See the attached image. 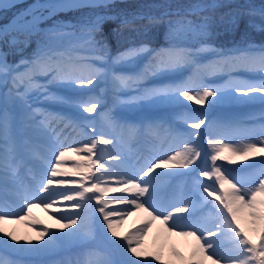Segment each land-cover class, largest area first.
Returning a JSON list of instances; mask_svg holds the SVG:
<instances>
[{
	"label": "snow or ice",
	"instance_id": "6c2138e0",
	"mask_svg": "<svg viewBox=\"0 0 264 264\" xmlns=\"http://www.w3.org/2000/svg\"><path fill=\"white\" fill-rule=\"evenodd\" d=\"M113 4L114 0H37L14 14L10 23L0 28V42L10 48L27 47L32 36L40 37L31 57L15 63H10L7 53L0 49V245L16 252L36 254L52 253L73 244L81 245V250L74 256L59 260L56 264H152V260L164 264L159 252L142 250L144 237L156 223L164 233L192 238L194 244L187 264H205V261H211V264H264V126L258 131L251 130L245 142L239 145L213 139L209 134L211 167L202 169L196 163L202 155L200 144L191 139L200 133H189V139L182 141V150H171V155L153 156L138 169L129 167L119 170L118 166L124 165L125 161L119 152L107 153L106 162L104 155L95 151L100 144L115 146L119 142L117 137L103 138L93 131L94 138L82 141L80 147L64 144L60 146L63 150H60L52 144L50 152H30L31 166L21 176L26 162L19 150L18 129H35L44 135H48L51 129L55 134L53 124L65 123L68 119L61 112L34 108L29 103L33 92L59 104L75 103L89 114L94 113L100 105V97L88 95L73 99L51 93L50 86L87 88L105 82L117 92L139 87L148 76L187 67L191 73L186 79L147 89L143 93L145 98L179 104L183 97L196 105H205L217 103L227 95L232 99L243 96L264 102V44L257 46L248 42L223 50L208 42L216 23L215 10L227 6L221 0H196L183 13L165 11L160 16L114 14L110 11ZM14 6L11 0L0 3V9ZM82 8L93 11L76 23L54 22L46 30L39 28L53 15ZM243 17L249 18V27L264 32V4L259 7H237L222 14L219 20L227 27L236 28ZM110 20H119L118 26L113 29L117 35L125 28L135 30L137 20H147L149 25L164 24L166 43L152 47L146 42H132L112 56L103 34L104 24ZM202 53H211L215 59L203 64L198 59ZM142 57H148V61L140 71H117L118 67L133 64ZM235 67L260 73L261 78L258 82L230 80L227 91L205 83L207 76ZM253 93L261 95L256 97ZM189 121L193 129L207 126L201 116L188 115L184 123L189 124ZM65 126L71 127L73 124L68 122ZM111 126L114 131L131 130V126L114 119ZM85 127L94 126L89 122ZM72 153L77 154L76 159L71 162V167H66L67 157ZM257 157L261 159L257 160ZM218 160L229 164L241 162L240 170L245 175L233 176L232 170L217 164ZM245 161L250 163H242ZM33 168H38L43 175H37ZM170 168L188 170L176 175H190L199 171V176L211 181H194L201 211L206 210L210 217L207 226L182 223L190 221L193 216L192 201L183 192L180 195L184 198L168 207H161L155 201L153 181L160 176L173 175L157 170ZM68 177L79 179H66ZM6 192L24 202L21 209L23 215L7 210ZM93 200L95 206L92 205ZM65 201L73 202L70 207L79 209V212L54 216L59 224L58 232L44 227L38 231L36 242L28 240L22 244L20 241L23 238L2 226L10 219L17 222L25 219L35 207L42 206L48 211L54 204ZM93 207L102 216L107 233L126 242L117 244L116 240H107L108 244L121 250V260H114L108 250L95 245L93 231L85 229V222L89 218L86 212ZM134 212H143L145 218L121 236L118 227ZM184 213L188 215H181ZM177 228L179 231H176ZM189 228L191 230H186ZM9 240L15 243H9ZM41 240L43 243H39ZM0 264L11 262L0 261Z\"/></svg>",
	"mask_w": 264,
	"mask_h": 264
},
{
	"label": "rangeland",
	"instance_id": "374dc122",
	"mask_svg": "<svg viewBox=\"0 0 264 264\" xmlns=\"http://www.w3.org/2000/svg\"><path fill=\"white\" fill-rule=\"evenodd\" d=\"M37 0H11V3H14L15 6L14 7H9L7 9H0V19L5 18L6 16L9 17V20L13 18V15L28 8L30 5H32V3L36 2ZM230 1H235V4H232V8L235 7H247V6H254L253 3H250L248 0H228V2ZM257 1V0H255ZM9 0H0V3H8ZM196 2V0H185V2H182L183 5L179 8V10H185L187 9L188 6H190L192 3ZM254 2V1H252ZM234 8V9H235ZM135 10H139L142 11V8H133L131 7V5H125L124 6H113L110 11L114 14H128V15H132L133 11ZM72 12L75 11L74 13L77 14V16H75L76 18L78 17H84L87 14H89L90 12H92V9H88V8H82V9H78V10H66L65 12ZM230 10L228 9L227 12H229ZM181 13H183L184 11H180ZM59 14H56L55 16H57ZM220 16H218L217 18H215L216 23L213 26H219L223 25L224 29L223 32L224 33H229V35H235V37H231L228 38V41H226L224 39V35H217V34H212L210 40L208 41L210 44H212L214 47L218 48V49H223V50H229V49H233L237 46H243L244 44L251 42L257 46L264 44V32L258 31L254 28H251L248 26L247 21H248V17H243L240 22H239V26L236 28H230L225 26L224 24L220 23L219 20ZM67 19V20H66ZM47 20V19H46ZM119 21V20H118ZM48 21H45V23ZM52 22H60V23H76L75 20H73L72 18H70V16L64 18V17H55V19H52ZM257 22H259V20L257 19ZM146 23V22H145ZM145 23H141L140 25L136 24V26L138 28H143L145 26ZM52 24H48V26H44V27H39L42 30H46L47 28H49ZM162 33V32H161ZM159 33V34H161ZM215 33V31H214ZM123 33H120L118 35L122 36ZM37 39H39L38 41H36V43L32 42L31 39V43L29 44V48L24 47V46H17V47H9L8 45L5 46V49H3L4 52L7 53V59L10 63H15L20 61L22 58H27V57H31L32 53L34 52V50L37 47V44L40 42V37L38 35ZM142 36H139L138 41L135 42L134 40H124V42H127V45H123L121 48L120 46L117 47V49L115 50L116 52L123 50L124 48H127L129 46L130 43L134 42V43H138L140 44L141 42H146L148 43V40L150 38H146L141 40ZM220 37V38H219ZM156 40L154 38H152L154 41H162V43H166V28L165 31L159 35L155 37ZM219 38V39H218ZM214 39H218L217 42L214 41ZM226 41V42H225ZM0 44H4L3 42H0ZM6 44V43H5ZM155 47H160V46H155ZM19 49V50H18ZM11 51H14L13 53H11ZM113 51H111L112 53ZM12 55V57H11ZM116 55V53L114 52V56ZM215 58L211 53H202L201 56L199 57V61L202 63L203 61H205L206 59L209 58ZM140 61V60H139ZM136 65L138 66L139 62H135ZM129 64V65H124V66H120L118 68H121V71L124 73H127V71L131 70L133 68V65L135 64ZM252 73L251 71L243 68V67H235L232 68L230 70H226L225 74L222 72V75H227L229 73H232L233 75L239 76V77H243L244 73ZM219 74L215 73L214 75H209L207 77H218ZM103 84V88L101 89L103 91V93L98 92V95L96 94V97H100V105L98 106V108L95 110L94 113L89 114L90 116V120L89 122H91V124L94 126L93 128H89V136L88 138H81V139H75L73 134H69L67 131H62L61 127L59 126H52L55 128V134H52L51 129H49V134L48 135H44L41 132L35 130V129H24L23 127H20L18 129V140H26L28 141V138L34 140L36 139L35 137L38 136L40 139V142H38V144H36L35 146L38 147L39 151H47L50 152L51 150V145L55 144L58 148H60V150H63L62 147H60L61 145L64 144H72L74 147L75 146H80L81 142L84 140L89 139L90 137H92V133L93 131L97 134L102 136L103 138H110L111 136L115 135V133L111 130V128L107 127L109 129L108 133L105 132V130L102 128L103 123H104V110H101V108H105L107 107V111H108V115L112 118V119H116V120H120L122 118H124V115H132L135 117L136 115L139 116L138 114H142L143 115V119L142 121H145V118L150 117L152 121L153 125L155 127L152 128H156L152 131H159L161 133L163 132H171L170 134V141L173 138V134H177V138L175 140V142L171 143L167 142L164 145L163 144H158V146H156V150L157 149H161V154L159 155H171L172 151L171 150H182V148L184 147V145L182 144V141L188 140L189 139V133H200L199 136H192L191 139L196 140L199 144H200V149L202 152L201 157L197 160V165L199 166L200 169L204 168V167H211V160H210V156L208 155V153L211 151L208 147V139H209V134L212 133L211 131V126H212V120L215 119V115H213L212 110L216 109V108H227V107H236V106H244V105H253V107H260V112H264V106H262L264 104V102H256V99H252L249 100L243 96H238L235 99H228V97H224L221 101L214 103V104H208L206 103L205 105H196L195 103L191 104L188 106V108L182 106L183 103L187 104V100H182L180 101V106L179 107H184L187 111H190L191 116L194 115V117L196 116H201L206 120V125L207 126H201L200 129H193L191 128V130L189 131H183L180 130L178 128V124H177V118L178 116L173 115V111L174 109H177L176 105H171V103L173 102H167L164 101V103L166 104H162V103H154L151 102L147 99H145V97H138L136 95L129 96L128 100L130 103H133L134 107H129V105H126L125 103H120V101H122V99H120L118 96H114L110 93V91H112V88L105 82H101ZM144 86V81L142 82V84L139 86V88H142ZM54 86H50V88H52ZM64 88V90L68 91V92H72L73 89H77V88H73V87H62ZM223 89H225V91H227V87H221ZM138 88L136 87H132V88H125L120 90L118 93L120 94H127L133 90H137ZM253 96H260V93H253ZM34 96H31V99L29 100L30 104L33 105L35 103H38L40 101H42L41 99H34ZM143 99V101H142ZM212 99V98H209ZM39 100V101H38ZM258 100V99H257ZM38 101V102H37ZM113 101V102H111ZM118 101V102H117ZM182 102V103H181ZM110 103V104H109ZM182 104V105H181ZM63 104H59L57 103L53 110L56 112H61L63 113L68 120L70 119V117L72 116V110L74 107L70 106L69 104L63 105ZM173 108V109H170ZM118 117V118H117ZM264 122V117H262V120H260L259 122L262 123ZM184 122V121H183ZM176 123V124H175ZM191 121H189V125L190 126ZM80 124V123H79ZM85 124L87 125L88 123L85 122ZM258 127H248L247 129H237L235 131V136H230L229 139H227L225 142H232L234 145H239L243 142H245L246 136L247 134L251 131V130H259V128L261 126L256 125ZM160 128V129H157ZM134 134L136 136L141 135V133L139 132V130H136V132H134ZM149 135V134H148ZM116 136V135H115ZM117 137V136H116ZM94 138V137H92ZM258 139V137H257ZM117 140L119 141L117 144H115V146L113 145H108L105 146L103 144L98 145L97 149L95 150L97 154H103L104 155V159L107 162V153L109 152H119L124 158V165L122 166H118L119 170H124L125 168H135L138 169L140 167H142L149 158L147 157H143L142 155H140V150L142 149V146L139 145L137 146V148L135 149V151L130 150V149H126L125 147H123V143L121 144V142H124L122 139L117 138ZM76 153H72L69 155V157H67V161L68 163L66 164V167H71V162L74 161L76 159ZM80 155H84L83 153H81ZM225 155H228V153H225ZM158 156V155H157ZM95 159V156L93 157ZM257 160L261 159L259 157L256 158ZM242 163H250L248 161L242 162ZM217 164L222 165L223 167H225L226 169L232 170L231 174H235L240 172L241 176L245 175L244 172H242L241 169V162H238L236 164H229L227 161H217ZM192 167V166H190ZM257 168H259V164H257ZM93 171H95V169H93ZM157 171H164V172H171L173 173V175L171 176H160L157 179H155L153 181L155 188H156V193H155V201L157 202V204H159L161 207H168L169 204L171 203H175L178 200L184 198L180 195L181 192H183L184 194H186L187 198L191 199L192 201V212H193V216L191 218L190 221H185L182 223H197L200 225H204L207 226L209 224L210 221V217L207 213V211H201L202 205L197 201V197L199 195V193H197L195 191V184L194 181L196 179H199L201 182L203 183H211V181H208L205 177L199 176V171H196L190 175H176V173H185L188 170L187 169H180V168H170L167 170H157ZM66 179H79V177H68ZM112 186H116V185H112ZM7 195V194H6ZM9 195V193H8ZM5 196V202L8 205V209L9 211L12 212H16V213H20L21 215H23V212L21 211V209L24 208V205H19L18 202L16 201H12L9 199V197ZM108 195H127V194H121V193H109ZM11 196L13 198H15L14 195L11 194ZM107 198V197H105ZM169 199V200H168ZM212 199V198H209ZM73 202H63V203H56L53 206L56 209H59V213H57V210H53L51 212H47L49 215H51L52 217L62 214H75L74 213V208L70 207V204ZM92 205L95 206V201H92ZM180 206H184L183 204H181ZM113 207H117V208H121L124 207L123 205H114ZM88 213L92 214L91 215V219H92V223H91V230L93 231L94 235H95V245L100 246L102 248H105L106 250H108L112 256V258L114 260H121L122 256H121V250L119 248H117L115 245H111L107 243V240H116L117 244H126V242L119 240L117 238L111 237L110 233H107V228L106 225L104 224L103 218L100 215L99 212H96L93 208H89L87 210ZM44 215V212H38V208L35 207L32 212L31 215H28L25 219L19 220L17 222L16 219H12L13 222L11 225L7 226L6 229L8 231H12L14 232L15 235L17 234H22L23 236H28V234L30 235L31 232L29 231H34V230H41L46 226V223L40 220ZM184 216H187L188 213H184L181 214ZM129 218V217H127ZM127 218L124 219V222L118 227V231L120 232L121 236H123L126 232H128L129 230L133 229V227L137 224L140 223L141 220H143L145 218V214L143 212H134V214L132 216H130V219L128 220ZM96 219V220H95ZM115 219V218H113ZM56 221V220H55ZM45 225V226H44ZM50 227L48 228L50 231H57L59 230V224H57V222H54L53 225H49ZM186 230H191L186 229ZM176 231H179V228L176 229ZM34 235H31L30 238H33ZM28 236V239L31 240ZM33 241V240H31ZM26 240L22 239L21 243H25ZM194 241L192 240L191 237H183V236H179V235H169L167 233H164L159 224L154 223L153 227L149 230L148 234L144 237V244H143V251L144 252H159L164 264H187V261L189 259L190 253L192 251V247H193ZM73 245H79V244H73ZM59 249L55 250L54 252H52V254H56L57 251ZM178 253V255H177ZM128 256H131L130 253H128ZM132 259H137L136 257H132ZM148 259H152L151 257H148ZM152 264H158L157 261L152 260ZM205 264H211V261H205Z\"/></svg>",
	"mask_w": 264,
	"mask_h": 264
},
{
	"label": "bare ground",
	"instance_id": "6f19581e",
	"mask_svg": "<svg viewBox=\"0 0 264 264\" xmlns=\"http://www.w3.org/2000/svg\"><path fill=\"white\" fill-rule=\"evenodd\" d=\"M10 23V22H9ZM7 25V24H6ZM5 25H1L0 26V28H3ZM209 61H211V60H209ZM209 61H207V63L209 62ZM187 71H189V72H187ZM190 73H191V69L190 68H187V67H185V68H180V69H176V70H173V71H168V72H161L160 73V78H162V77H165V79H166V81H169V82H171V81H177V80H182V79H186L189 75H190ZM183 75H185L182 79H178V77L180 76H183ZM171 78H170V77ZM260 78H261V74L260 73H256V72H252V73H244L243 74V77H239V76H236V75H233L232 73H229V74H227V75H224V77L223 78H219V79H216V78H214V79H208V78H206L205 79V83H207L209 86H211V87H217V88H220V87H223V86H227V84H228V82L231 80L232 82H240V81H252V82H258L259 80H260ZM151 79H153V77L151 78ZM172 83V82H171ZM154 84H155V80L154 81H152V82H150V83H148L145 87H144V91L145 90H147V89H150L152 86H154ZM169 83H164L162 86H165V85H168ZM95 86H97V84L95 85ZM161 86V87H162ZM80 90H83V91H85L86 93H89V92H92V91H98V88L97 87H93V86H88L87 88H82V89H78V91L77 92H72V93H70V92H66V91H64L62 88H60V87H58L57 88V86H56V88H49V91L51 92V93H54V94H57V95H62V96H66V97H71V98H73V99H77V98H80V93H79V91ZM144 93V92H143ZM31 96H35L36 97V99H41L42 101H40V102H38V103H35V104H33L32 106L34 107V108H39V109H42V110H44V109H46V110H49V111H53L52 110V106H54V105H56V102H54L52 99H49V98H47L45 95H42V94H40V93H38V92H33L32 94H31ZM225 97H228V99H230V97L229 96H225ZM258 97V96H257ZM182 100H184V98L183 97H181L180 98V101H182ZM259 100V99H258ZM153 102H161V103H164L163 101H156V100H152ZM187 102V104H185V103H183V106H187L186 108H188V106L189 105H191V104H193L194 102H192V101H186ZM30 103V102H29ZM176 114H178V113H176ZM180 115L182 116V117H184V118H186V116H188V113H187V111H182L181 113H180ZM68 122H70V121H67V122H65V123H63V127L65 128V129H67L68 131H69V133H71V134H73L74 135V138L75 139H81V138H83V137H85V135H86V132L81 128V127H79L78 125H76V124H74V123H72L73 124V126H71V127H66L65 126V124L66 123H68ZM137 123H138V121L137 120H132V121H127L126 123H121V124H124V125H128V126H131V130H129L128 128H125V129H123V130H121V129H117V131L119 132V137H120V139L122 138L121 137V135L122 136H124V137H126L127 138V142H121V144L123 143V147H125V148H129V149H131V150H135V147H136V144H135V146H132L130 143H131V139L135 142V138H133L134 137V135H133V133H134V131L138 128L137 127ZM226 123V125H224V126H226V127H224V128H222V129H217L216 130V133H215V136H220V137H225V135L227 134V133H229L230 131H226L225 129H229L230 127H232V125H230V124H232V123H229V122H225ZM60 124V123H59ZM59 124H56V125H59ZM260 126H264V125H260ZM234 128V127H233ZM132 137V138H131ZM213 139H216V137H213ZM75 147H78V146H75ZM80 147V146H79ZM149 147V146H148ZM145 148L146 150L143 152V154H144V156L145 157H147V158H152L153 156H159V154H161V149H152V148ZM30 152H38V150H36V149H34V147L33 146H31V150H30ZM30 152H28L27 153V155H22L23 157H24V159H25V161H27V162H29V153ZM30 163V162H29ZM40 175H43V173L41 172L40 173ZM233 176H237V177H239V176H241V173L240 172H238V173H235V174H232ZM7 194V192L5 193V196H7L6 195ZM8 197H9V199L10 200H14V201H16V202H18L19 203V205H24V202L22 201V200H20V199H17L16 197L15 198H13L12 196H11V193H9V195H8ZM38 208V212H44V215H43V217L40 219L42 222H43V224H44V222L46 223V226L47 227H50L49 225H53V223L54 222H56L55 220L56 219H54L51 215H49L47 212H51V211H53V210H57L54 206H53V208H51V209H49L48 211H45L44 210V208L42 207V206H39V207H37ZM34 209V208H33ZM32 209V210H33ZM75 211H76V213H78L79 212V209H75ZM86 215L89 217L88 218V220L85 222V229H89L90 227H91V223H92V219H91V215L92 214H90V213H88V212H86ZM128 220L130 219V217L129 218H127ZM12 222H13V220L12 219H10L9 220V222H7V223H4L2 226L4 227V228H6L7 226H9V225H11L12 224ZM62 223V222H61ZM42 230V229H41ZM38 231L39 230H34V231H29V232H31V234L29 235L28 234V236H29V238L31 237V235H34L33 236V238H30L31 240H33V242H36L37 241V233H38ZM0 236H2V234H0ZM17 237H20V238H23V239H25L26 241H28L29 239H28V236H23L22 234H17L16 235ZM4 239H6V240H8L9 238H7V237H4ZM9 243H15V242H13V241H10L9 240ZM20 243H21V241H20ZM39 243H43V241L41 240V241H39ZM23 244V243H22ZM24 244H26V242L24 243ZM1 247H5V246H3V245H0ZM61 249H63L62 251H68V252H72V251H77V252H79L81 249H79V248H77V247H75V246H66V247H64V248H61ZM3 251L4 252H6L7 254H9V253H14V255L16 256V255H32V259H33V257L35 258L38 254H36V253H24V252H16V251H12V250H9L8 249V252H7V250L6 249H3ZM48 254V253H47ZM40 255H43V254H40ZM10 256V255H9ZM24 256V257H25Z\"/></svg>",
	"mask_w": 264,
	"mask_h": 264
}]
</instances>
